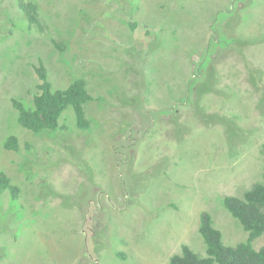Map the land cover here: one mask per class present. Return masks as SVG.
Listing matches in <instances>:
<instances>
[{
	"label": "rangeland",
	"instance_id": "rangeland-1",
	"mask_svg": "<svg viewBox=\"0 0 264 264\" xmlns=\"http://www.w3.org/2000/svg\"><path fill=\"white\" fill-rule=\"evenodd\" d=\"M18 1L0 0V172L19 189L0 193V264L203 257L202 212L245 242L223 198L264 179V0H22L43 32ZM40 61L53 90L86 82L89 129L71 107L55 131L18 124Z\"/></svg>",
	"mask_w": 264,
	"mask_h": 264
},
{
	"label": "trees",
	"instance_id": "trees-1",
	"mask_svg": "<svg viewBox=\"0 0 264 264\" xmlns=\"http://www.w3.org/2000/svg\"><path fill=\"white\" fill-rule=\"evenodd\" d=\"M18 6L29 27H36L43 32L45 26L40 20L37 5L19 0ZM53 44L57 51L65 50L62 42L54 41ZM34 72L38 84L37 92L32 97V108H25L20 101H11L12 107L18 114V124L33 133L55 131L60 127L59 119L62 113L71 107L77 129H89L90 121L85 115L84 106L94 98L87 92L86 82L83 79H77L64 90H53L41 61ZM3 146L7 150L16 151L19 148L18 139L10 136ZM3 191H8L14 199L19 194L18 187L0 172V193ZM223 206L247 233V240L234 247L225 246L220 231L213 225L211 215L202 212L199 217L198 231L205 245V256L199 257L188 246L183 245L181 254L173 255L169 264H264V245L258 249L252 246L253 241L264 234V179L262 183L254 184L242 198L225 196Z\"/></svg>",
	"mask_w": 264,
	"mask_h": 264
}]
</instances>
